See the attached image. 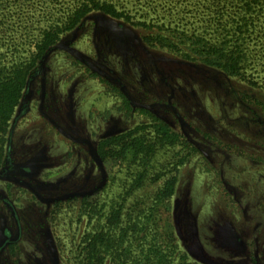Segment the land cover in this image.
Instances as JSON below:
<instances>
[{"label": "rangeland", "instance_id": "obj_1", "mask_svg": "<svg viewBox=\"0 0 264 264\" xmlns=\"http://www.w3.org/2000/svg\"><path fill=\"white\" fill-rule=\"evenodd\" d=\"M79 1L0 0V73L33 59L44 30ZM113 1L135 24L94 9L50 52L60 70L71 67L63 51L86 67L84 75L69 68L80 82L74 97L83 112L111 109V123L97 136L99 150L77 162L52 164L61 153L68 160L57 146L44 166L6 167L0 264H264L249 244L256 217L238 209L221 176L231 161L264 162V0L252 24L223 19L226 44L243 49L237 73L184 54L190 33L224 37L217 22L208 25L213 0ZM175 30L188 36L178 40ZM148 33L173 36L177 46H154ZM128 134L144 149L120 159L116 140ZM97 232H109L115 246L97 240L104 250L89 253Z\"/></svg>", "mask_w": 264, "mask_h": 264}, {"label": "flooded vegetation", "instance_id": "obj_2", "mask_svg": "<svg viewBox=\"0 0 264 264\" xmlns=\"http://www.w3.org/2000/svg\"><path fill=\"white\" fill-rule=\"evenodd\" d=\"M50 52L51 50L47 53L48 57L46 54L38 59L29 73L22 100L6 134L0 175L9 165L12 168H28L36 166L35 164L44 166L48 158L52 159L48 153L53 152L57 146L60 151L67 147L62 152H71L75 159L69 158L67 153L68 160L65 161L61 153L52 164L63 167L64 164L77 162L80 153V157H84L88 152L99 150L102 138L97 136L105 133L111 123V109L98 112L90 109L83 112L80 110L82 102L74 97L80 82L77 74L74 75L69 68L80 70L84 75L86 67L82 63H75L69 53L61 51L71 67L60 70L61 64L54 62L51 57L53 52ZM65 71L67 72L64 73ZM71 76L76 79L73 81ZM67 78L68 81L63 85ZM81 100L83 101V96ZM41 157L43 161L40 164L38 159ZM221 176L226 190L235 193L238 209L257 218V221L252 220L256 222L257 230L253 232L249 244L255 250L258 249L255 261L264 263V241L261 243L259 236L261 228L264 232V162L249 159L247 165H240L231 161L229 168L224 169Z\"/></svg>", "mask_w": 264, "mask_h": 264}, {"label": "trees", "instance_id": "obj_3", "mask_svg": "<svg viewBox=\"0 0 264 264\" xmlns=\"http://www.w3.org/2000/svg\"><path fill=\"white\" fill-rule=\"evenodd\" d=\"M213 2L217 5V9L214 16L210 17V23L208 25L211 27L213 25H216L215 22H217L218 26L216 27V32L222 34L224 33V37L222 39H217L216 41H214L210 38L205 37L204 34H197L195 32L190 33V36H188V33H186L184 30L179 31V34H176L177 30H175L174 36H177L178 40H181L184 37L183 35L190 38L191 44L188 45L190 51L188 53H184L186 56L191 57L192 53H196L207 63L222 66L230 70L231 72L237 73L239 71L240 60H238V57H236V53L238 51L242 52L241 50L243 49L238 45V49L234 50L231 49V45L226 44L225 32H228L229 34L230 28L228 23L224 22L223 19H225L228 15L230 17L227 21L234 18H241L243 21H245L246 25H248L249 20H252V24L254 22L253 20H257L261 15H263L261 14V11L255 10V4L259 3V0H247V2H245L239 9L237 8L235 10L231 8V13L233 14H227L224 9L228 7L229 3H232V7H234V3L236 2V0H213ZM120 6L122 5L118 4V2H114L113 0H82L79 1V3L73 4V6L66 10L64 18L60 21V23H57L51 28L44 30L41 37L36 41L35 48L31 51L33 59L31 58L30 61H21L17 64H14V66H12V68L10 69H6L5 67V69L3 68L1 70L0 168L4 156L6 134L9 130L11 119L13 118L16 109L22 100L29 73L32 70L33 66H35V64L37 63L38 59L44 57L58 43L60 35L63 31L74 28L87 13L94 9L100 10L117 18H122L128 22H131L132 24H135V21L132 20L133 15L129 13L130 11H126V8ZM255 11L257 13H255ZM142 24L147 25V22L143 21ZM156 34L157 33H148L147 35H144V38L154 46L159 45L161 47L168 48L177 46L173 36L165 35L163 33L157 35ZM161 134L171 136L168 135L169 133L165 130L164 133L161 132ZM131 137L132 134L123 135L116 140V143L120 146L117 152L118 158L125 159L128 157L129 153L134 152V154H139L140 150L144 149L142 145H139V143L137 144L136 139H133V137ZM106 153V156H110V152ZM106 234L107 237L105 236ZM97 240L102 242V247L103 245H105L107 249H109V247L111 246L114 247L116 244L112 240L109 232H106L105 234L103 232L100 234L99 232H97L95 235V239L91 243L92 247L91 249L89 248V253L92 254L93 251L95 253H98L104 250L97 243Z\"/></svg>", "mask_w": 264, "mask_h": 264}, {"label": "crops", "instance_id": "obj_4", "mask_svg": "<svg viewBox=\"0 0 264 264\" xmlns=\"http://www.w3.org/2000/svg\"><path fill=\"white\" fill-rule=\"evenodd\" d=\"M43 158L41 157L40 159H38V161L40 162V164L42 163ZM36 166H38L39 164H35ZM40 166V165H39Z\"/></svg>", "mask_w": 264, "mask_h": 264}]
</instances>
